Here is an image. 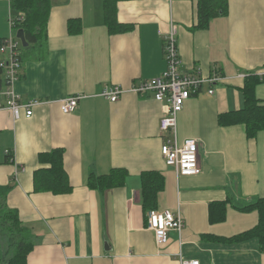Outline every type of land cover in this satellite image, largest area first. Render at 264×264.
<instances>
[{
  "label": "crops",
  "instance_id": "crops-1",
  "mask_svg": "<svg viewBox=\"0 0 264 264\" xmlns=\"http://www.w3.org/2000/svg\"><path fill=\"white\" fill-rule=\"evenodd\" d=\"M199 1L109 0L118 24L130 28L110 34L105 0H50L44 58L27 61L14 85L21 102L41 104L16 122L0 111V186L9 187L7 205L31 235L26 264H264L257 239L226 240L259 222L250 207L264 198V129L250 135L244 123H219L247 106L245 78L264 73V0H210L213 16L198 28ZM10 11L0 0V38ZM173 28L179 72L215 80L177 115L178 147L197 143L201 173L193 177H177L162 158L166 103L128 92L165 71L163 45ZM110 87L126 92L111 103L102 96ZM75 96L74 112L63 113L62 102ZM253 96L264 107V77ZM52 151H61L67 192L40 185L51 169L41 156ZM148 173L163 182L153 210L184 222L160 246L142 201ZM111 175L114 187L91 186ZM7 257L0 236V261Z\"/></svg>",
  "mask_w": 264,
  "mask_h": 264
},
{
  "label": "trees",
  "instance_id": "trees-1",
  "mask_svg": "<svg viewBox=\"0 0 264 264\" xmlns=\"http://www.w3.org/2000/svg\"><path fill=\"white\" fill-rule=\"evenodd\" d=\"M10 9L15 18H21V22L15 25V31L23 30L28 46L23 48L19 46V59L23 67L27 61L42 60L43 49L46 42V25L51 10L50 0H9ZM210 0H200L198 2V28L206 25L208 19L213 16L209 11ZM107 9V28L110 34H121L129 31L126 25L118 24L114 8H112L109 0H105ZM114 11V13H113ZM69 32L77 33L80 26L76 23H69ZM8 34L4 38H0V44L6 40ZM22 77V76H21ZM246 80L247 106L241 112L234 115V120L224 121V117H220L219 123L235 124L244 123L248 133L252 135L255 131L264 129V107L258 106L253 96L254 86L259 83L260 79L257 76L250 75ZM41 160L48 162L51 165L50 173H41L40 185L42 189L52 185V192L55 194L67 192L69 189L62 187L65 182V172L62 167L61 151H52L49 154L41 156ZM10 154L6 153L4 162H12ZM162 176L159 173H148L142 178V201L147 213L153 210V203L156 194L163 188V182L160 179ZM56 184V185H55ZM117 184L114 175L110 177L91 180V186L103 189L106 187H114ZM9 187L0 186V236L6 240L8 257L0 264H26L27 256L32 251L33 243L31 235L19 219L16 210L11 209L7 205V195ZM255 209L259 215V222L255 228L237 237L226 239L229 242H242L249 239H257L259 242V251L264 254V198L258 199L251 207ZM224 211V210H223ZM223 220V216L220 217Z\"/></svg>",
  "mask_w": 264,
  "mask_h": 264
},
{
  "label": "built area",
  "instance_id": "built-area-1",
  "mask_svg": "<svg viewBox=\"0 0 264 264\" xmlns=\"http://www.w3.org/2000/svg\"><path fill=\"white\" fill-rule=\"evenodd\" d=\"M10 11L7 15V24L10 29L6 40L0 44V111H7L13 120L19 121L25 117L31 118L32 109L41 103L38 101L21 102L14 91L15 83L22 76V66L19 59L20 41L16 37L15 25L21 22V18ZM163 55L166 63L165 71L156 78L133 85L128 92L138 95L150 94L156 102L166 103L165 116L161 119L160 130L168 134V140L161 147V155L165 166L174 169L177 177H193L201 173L196 141H186L182 147L176 142L177 115L182 111L184 103L196 95L204 84L211 85L215 80H205L189 74H181V64L178 55L176 30L172 29L170 35L164 40ZM261 80L264 73L257 74ZM119 87H110L102 96L111 103L118 101L125 93ZM210 95L213 90H209ZM79 96L67 98L61 104V111L73 113L78 105ZM22 111L24 114L22 115ZM147 229L154 233L155 242L160 246L166 242L167 233L176 231L181 234L184 222L180 214H172L168 211L157 212L151 210L147 213ZM179 264H199L197 261L179 259Z\"/></svg>",
  "mask_w": 264,
  "mask_h": 264
},
{
  "label": "water",
  "instance_id": "water-1",
  "mask_svg": "<svg viewBox=\"0 0 264 264\" xmlns=\"http://www.w3.org/2000/svg\"><path fill=\"white\" fill-rule=\"evenodd\" d=\"M16 37L18 38V40L20 41L21 45L23 48H26L28 46L25 36H24V32L23 30H18L16 33Z\"/></svg>",
  "mask_w": 264,
  "mask_h": 264
},
{
  "label": "rangeland",
  "instance_id": "rangeland-1",
  "mask_svg": "<svg viewBox=\"0 0 264 264\" xmlns=\"http://www.w3.org/2000/svg\"><path fill=\"white\" fill-rule=\"evenodd\" d=\"M8 26V25H7Z\"/></svg>",
  "mask_w": 264,
  "mask_h": 264
}]
</instances>
